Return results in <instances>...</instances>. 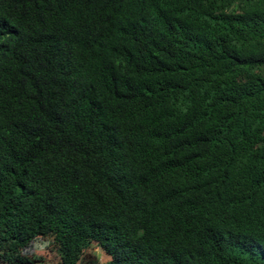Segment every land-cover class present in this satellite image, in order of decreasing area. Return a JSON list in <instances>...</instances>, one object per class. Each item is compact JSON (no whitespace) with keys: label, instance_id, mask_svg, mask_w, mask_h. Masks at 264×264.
<instances>
[{"label":"trees","instance_id":"16d2710c","mask_svg":"<svg viewBox=\"0 0 264 264\" xmlns=\"http://www.w3.org/2000/svg\"><path fill=\"white\" fill-rule=\"evenodd\" d=\"M46 238L264 264V0H0V264Z\"/></svg>","mask_w":264,"mask_h":264},{"label":"rangeland","instance_id":"374dc122","mask_svg":"<svg viewBox=\"0 0 264 264\" xmlns=\"http://www.w3.org/2000/svg\"><path fill=\"white\" fill-rule=\"evenodd\" d=\"M35 255L41 258L36 264H55L57 261V250L51 238L39 239L34 244ZM91 258L97 259L99 264H104L108 259V255L98 246L92 245L86 252L84 261L79 264H87V260Z\"/></svg>","mask_w":264,"mask_h":264}]
</instances>
